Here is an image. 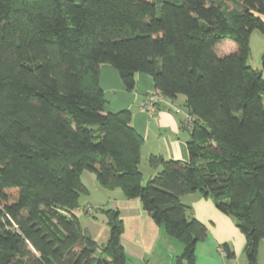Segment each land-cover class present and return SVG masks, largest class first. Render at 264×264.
Listing matches in <instances>:
<instances>
[{
    "label": "trees",
    "instance_id": "trees-1",
    "mask_svg": "<svg viewBox=\"0 0 264 264\" xmlns=\"http://www.w3.org/2000/svg\"><path fill=\"white\" fill-rule=\"evenodd\" d=\"M259 15L264 0H0V264H126L117 209L101 211L102 245L73 213L88 193L83 171L138 199L182 243L176 264H194L206 237L180 202L191 192L234 216L247 264H257L264 79L246 61L251 31L264 33ZM224 39L234 52L214 49ZM101 64L117 70L126 90L143 72L165 98L185 97L187 161L150 155L159 171L141 183L142 138L129 109L103 111Z\"/></svg>",
    "mask_w": 264,
    "mask_h": 264
},
{
    "label": "crops",
    "instance_id": "crops-1",
    "mask_svg": "<svg viewBox=\"0 0 264 264\" xmlns=\"http://www.w3.org/2000/svg\"><path fill=\"white\" fill-rule=\"evenodd\" d=\"M230 6L241 7L236 3H232ZM259 17L264 22V15H259ZM248 44L249 53L246 63L251 68L260 71L264 79V66L262 65L264 33L257 30L251 31ZM214 49L219 54H229L236 50V44L229 39H224L215 44ZM98 85L103 92L104 112H116L121 109L131 111L132 127L142 138L138 164L142 184H144V173L140 165L142 162L148 164L150 155L187 161L188 132L185 125L187 124L188 110L184 96L165 98L163 103L157 106L156 112L150 115L140 108V103L147 93L155 91L151 75L137 72L134 88L126 90L117 70L109 64H101ZM176 108H179L180 111H176ZM149 169L151 170L147 174L145 182L159 171V168L150 166ZM88 179L91 181L90 185L83 183L88 190V193L83 195H87L88 200L81 212L90 219L84 218L82 222L76 214L80 212L77 211L79 207L77 206L73 210L85 234L98 244H104L108 235V226L101 211L109 208L117 209L123 224L120 243L124 249L126 264H176L175 259L182 252V243L170 237L165 232L163 225L156 223L148 213L142 210L138 199L125 198L119 188L105 189L101 187L95 176L94 180L89 176ZM179 199L181 203L190 208L192 215L206 227L205 239L198 241L194 247V264H247L243 251L245 237L234 220L218 210L213 200L202 196L199 192L182 194ZM88 207L91 208L90 211H86ZM98 213L103 216L107 227L102 230L100 241L90 233L87 227V225H93L89 222L96 223L98 221ZM223 243L228 244L234 253L233 257L227 258L222 253L224 252L221 247ZM257 264H264V240H260L258 243Z\"/></svg>",
    "mask_w": 264,
    "mask_h": 264
},
{
    "label": "rangeland",
    "instance_id": "rangeland-1",
    "mask_svg": "<svg viewBox=\"0 0 264 264\" xmlns=\"http://www.w3.org/2000/svg\"><path fill=\"white\" fill-rule=\"evenodd\" d=\"M140 167L144 173L143 174V182L145 183V179L147 177V174L150 172L151 169H149L147 162H144V163L142 162ZM93 175L94 174L92 172L83 171V173L81 174V182L85 183L86 185H90L91 181L88 179V176L90 178H92V180H94ZM87 200H88L87 195H80V197L78 199V207L79 208L77 211H80V212H77L76 214L79 217V219L82 220V222L84 221V218L90 219V217H88L83 212H81V211H83L84 205L86 204ZM97 217H98V221L96 223H93L92 221H91L92 223L89 222L90 224H93V225H87V227L90 230V233L93 234L100 241V235L102 233V230H105L107 227L105 224V220H104L103 216L100 215V213L97 214ZM84 227L86 228V226H84ZM86 230H87V228H86ZM103 235H104V233H103Z\"/></svg>",
    "mask_w": 264,
    "mask_h": 264
},
{
    "label": "built area",
    "instance_id": "built-area-1",
    "mask_svg": "<svg viewBox=\"0 0 264 264\" xmlns=\"http://www.w3.org/2000/svg\"><path fill=\"white\" fill-rule=\"evenodd\" d=\"M165 100V97L159 93L158 91H152L147 93L144 96V99L140 103V108L148 114H154L157 110V106ZM176 111H180L179 108L175 109ZM192 121V116L189 114L186 115V122L190 123ZM91 208L88 207L86 211H90ZM224 255L225 253L222 252Z\"/></svg>",
    "mask_w": 264,
    "mask_h": 264
},
{
    "label": "water",
    "instance_id": "water-1",
    "mask_svg": "<svg viewBox=\"0 0 264 264\" xmlns=\"http://www.w3.org/2000/svg\"><path fill=\"white\" fill-rule=\"evenodd\" d=\"M213 202L216 203L215 200H214ZM229 217H230L231 220H234V222H235L236 225H238V221H236V220L234 219V216L229 215Z\"/></svg>",
    "mask_w": 264,
    "mask_h": 264
}]
</instances>
